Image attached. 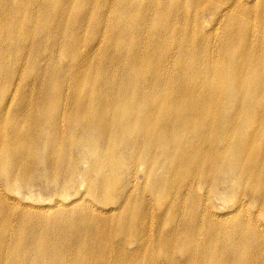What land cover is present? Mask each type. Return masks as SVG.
Segmentation results:
<instances>
[{
    "label": "bare ground",
    "instance_id": "bare-ground-1",
    "mask_svg": "<svg viewBox=\"0 0 264 264\" xmlns=\"http://www.w3.org/2000/svg\"><path fill=\"white\" fill-rule=\"evenodd\" d=\"M27 1L0 19V264H264V0H43L26 27ZM47 173L53 199L10 196Z\"/></svg>",
    "mask_w": 264,
    "mask_h": 264
},
{
    "label": "rangeland",
    "instance_id": "rangeland-1",
    "mask_svg": "<svg viewBox=\"0 0 264 264\" xmlns=\"http://www.w3.org/2000/svg\"><path fill=\"white\" fill-rule=\"evenodd\" d=\"M24 1H25V3L29 2L27 0H24ZM33 1L35 2V7L33 9H31V7H30L29 11L27 13V17L29 18L30 21L28 20L29 23H27V24H23L22 23L23 25H26V27L31 25V22H32V19H33L32 13H34V11L40 9V7L42 9H45V10H48L50 8L48 6V3H47L49 1H43V0H33ZM59 1H61V0H58V2ZM89 2L93 3V6H95L96 9L97 8L101 9L100 3L104 2V0H95L96 3L94 2V0H90ZM17 6H19V7L21 6L20 5V0H0V19L3 17L2 14H4L5 12H7V13L12 12L15 15V8ZM31 6H34V5H31ZM100 9H98V10H100ZM28 14L31 16V18L29 17ZM18 24L19 23H11L10 21L0 22V26H4L5 27V31L8 30L10 32H12V30H14L18 26ZM9 37H12V36H9ZM13 40L14 39H9V38L5 37L3 34H0V62L5 64L7 67L10 66L11 62H10L9 59L5 58V56H7L8 58H12L10 56L17 55L19 53L18 46H16V44L19 43V42L15 41V40L13 41ZM2 49H3V51H2ZM4 59H5V62H4ZM61 63H63V64H61ZM66 63H68V59L62 58L61 61H59L58 64H59V67H60V66L65 65ZM14 107L15 108H13L12 111L16 110V106H14ZM43 181H46V183L43 184L40 187L41 189L40 188L39 189L36 188L33 193H27V191H25L23 189H19L18 187H14V191L11 193L10 196L25 195V196L29 197V199H31V200H35V201L36 200H41V201L46 200V201H48L49 199H53L52 193H50V195H49L48 192H52V190H54L56 188L62 189L61 185L58 184L59 182L56 181V180H53L48 173L46 174V179L43 180ZM43 181H41V182H43ZM138 185H140V184H138ZM43 188L46 189V190H44ZM141 189H142L141 187H136L134 192L136 191V194H138V192H139L140 194H138V195H140V197L142 196V198L145 197L144 198V203H146L147 212L150 210L151 211V212L149 211L150 213H153V214L154 213H156V214L158 213L160 215L161 212L159 213L156 210V208L153 207L154 206V203H153L154 200L152 201L149 197H146L144 195V193L141 192ZM47 190H49V191H47ZM60 195H63L64 197L69 196V195H73V191L70 190V189H66V190L63 191V193L61 192ZM172 198H173V196L171 195L168 198V200H166V201L173 204L175 202L176 198H173V200H172ZM145 199L146 200L148 199V200L146 201ZM147 202H150V204L147 203ZM180 206L184 207L185 209L187 208V205H186V203L184 201H183V203H180ZM154 210H155V212H154ZM164 227L162 228V231L165 234H167L170 229H168L166 227L164 228ZM156 236H157L156 234L152 235L151 239L155 240Z\"/></svg>",
    "mask_w": 264,
    "mask_h": 264
}]
</instances>
